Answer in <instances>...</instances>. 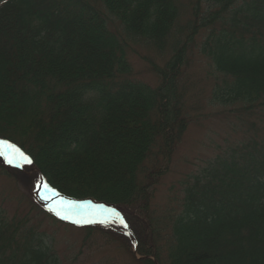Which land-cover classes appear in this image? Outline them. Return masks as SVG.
<instances>
[{"label":"trees","instance_id":"1","mask_svg":"<svg viewBox=\"0 0 264 264\" xmlns=\"http://www.w3.org/2000/svg\"><path fill=\"white\" fill-rule=\"evenodd\" d=\"M131 43L160 57L149 79ZM195 56L207 103L251 136L159 194L198 119L183 80ZM263 114L264 0H0V139L32 161L0 157V264L65 261L27 215L8 217L11 192L27 214L98 236L118 251L108 264H264ZM40 178L128 227L59 219L18 190Z\"/></svg>","mask_w":264,"mask_h":264},{"label":"rangeland","instance_id":"2","mask_svg":"<svg viewBox=\"0 0 264 264\" xmlns=\"http://www.w3.org/2000/svg\"><path fill=\"white\" fill-rule=\"evenodd\" d=\"M112 23H117L116 20L111 21ZM132 52L130 54L129 61L133 68V71L140 74L142 73V78L149 79L148 68L150 60L151 63H159L162 61L155 51H151L146 47H143L140 43L133 44ZM140 56L142 58H140ZM193 60L186 67L185 80L189 84L191 83L194 88L192 100L190 104L193 106L192 115L197 119L190 122L185 133L181 138V142L174 151L172 161L170 164V172L164 177L163 183L160 185L159 194L161 191H166V188L170 186L171 183L178 185L180 178L182 176L190 175L191 173L197 172L200 168L209 164L218 155L227 151L229 147H241L242 142L251 136V127L242 128L238 121H230V114L219 113V108L216 106H210L207 103V96L205 92L204 82L202 80V62L195 56ZM140 78L141 75L132 74V78ZM195 84L198 82V87L202 90L198 93L195 89ZM228 109V108H227ZM239 115L238 113H235ZM251 116V115H249ZM257 122L260 126V122L264 124V114L260 117ZM251 120V118H250ZM255 130V129H252ZM2 140V139H0ZM7 162V161H6ZM9 164V163H7ZM14 165L19 164V159L14 160ZM9 164V165H13ZM13 165V166H14ZM31 173V172H30ZM41 187H37V184ZM44 183L41 179L37 180L34 186L23 187L22 182L17 180V187L19 192L23 193L25 196H32L36 202H38L42 207L55 214L56 211H60L61 215L67 214L68 219H63L65 221L70 220H81V221H93L91 223L96 224H109L113 227L120 228V218L116 215L119 213L116 208L108 205H102L97 202H93L95 207L91 210L84 206H72L66 203L68 201H74L67 197H60L53 193L49 188L45 189L43 187ZM21 190V191H20ZM12 197V198H11ZM17 194L11 192L10 196L3 204V209L5 210L8 217H15V220H19L24 216H28L29 224L34 223L39 225V231H43L49 236L52 242L53 248L57 250L59 258L64 264H104L110 262H116L115 260L119 258L118 251L113 250L103 243V240L99 239L98 236H92L88 241H82V233L75 228L64 229L56 223L50 222L47 218L45 219L42 214L35 216L32 213L27 214V206L22 201L18 205ZM162 196H160L161 198ZM22 197L19 196V199ZM158 200V199H157ZM159 201V200H158ZM115 209L116 212L111 210ZM88 222H82L79 224H87ZM119 225V226H116ZM112 247V246H111ZM135 251V250H134Z\"/></svg>","mask_w":264,"mask_h":264},{"label":"snow or ice","instance_id":"3","mask_svg":"<svg viewBox=\"0 0 264 264\" xmlns=\"http://www.w3.org/2000/svg\"><path fill=\"white\" fill-rule=\"evenodd\" d=\"M0 157H3L9 164H13L14 160L16 159L23 160L28 164L32 163L31 159L28 156H26L19 148H17L14 144L9 143L7 140H0ZM37 187H41V185L38 183ZM43 187L45 189L48 188L47 185H43ZM49 211H52V209H49ZM111 211L116 212L115 209H112ZM55 215H57L61 219L69 218L67 214L61 215L60 211H56ZM116 215L119 217L120 214L116 213ZM72 222L79 224L82 222L91 223L93 221L73 220ZM120 223L123 225L124 228L128 227V225L124 222L122 217L120 218Z\"/></svg>","mask_w":264,"mask_h":264},{"label":"water","instance_id":"4","mask_svg":"<svg viewBox=\"0 0 264 264\" xmlns=\"http://www.w3.org/2000/svg\"><path fill=\"white\" fill-rule=\"evenodd\" d=\"M80 203L82 202V201H79Z\"/></svg>","mask_w":264,"mask_h":264}]
</instances>
